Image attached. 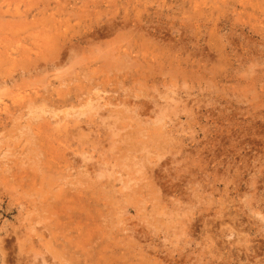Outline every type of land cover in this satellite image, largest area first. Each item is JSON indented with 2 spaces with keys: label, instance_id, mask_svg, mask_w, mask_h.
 <instances>
[{
  "label": "rangeland",
  "instance_id": "1",
  "mask_svg": "<svg viewBox=\"0 0 264 264\" xmlns=\"http://www.w3.org/2000/svg\"><path fill=\"white\" fill-rule=\"evenodd\" d=\"M0 167V264H264V0H0Z\"/></svg>",
  "mask_w": 264,
  "mask_h": 264
},
{
  "label": "bare ground",
  "instance_id": "2",
  "mask_svg": "<svg viewBox=\"0 0 264 264\" xmlns=\"http://www.w3.org/2000/svg\"><path fill=\"white\" fill-rule=\"evenodd\" d=\"M216 5V4H215ZM231 5V4H230ZM160 6V5H159ZM160 9V8H159ZM219 10V9H218ZM221 10V9H220ZM108 11V10H107ZM157 14V13H156ZM156 14H155V16H156ZM151 17H152V14H151ZM126 18V17H125ZM125 18H123V19H125ZM122 19V18H121ZM153 19V18H152ZM157 19V18H156ZM159 20V19H158ZM160 21V20H159ZM160 24V23H159ZM124 25V24H123ZM127 52V51H126ZM55 58V57H54ZM96 96V95H95ZM87 97V96H86ZM97 97V96H96ZM89 99V98H88ZM27 100V99H26ZM30 100V99H29ZM35 100H37L36 98H35ZM92 100V99H91ZM139 101V100H138ZM27 102H29V101H27ZM37 102V101H36ZM89 102V101H88ZM101 102V101H100ZM109 102V101H108ZM87 103V102H86ZM124 103V102H123ZM136 103V102H135ZM24 104V103H23ZM30 104H32V103H30ZM29 104V105H30ZM92 104V103H91ZM122 104V103H121ZM125 104V103H124ZM22 105V104H21ZM20 105V106H21ZM43 105V104H42ZM95 105V104H94ZM123 105V104H122ZM127 105V104H126ZM125 105V106H126ZM134 105H136V104H134ZM133 105V106H134ZM141 105V104H140ZM3 106V105H2ZM19 106V105H18ZM32 106H34V105H32ZM142 106V105H141ZM38 107V106H37ZM36 107V108H37ZM105 107V106H104ZM115 107V106H114ZM123 107V106H122ZM21 108H22V106H21ZM20 108V109H21ZM25 108V107H24ZM34 108H35V106H34ZM19 109V108H18ZM147 109V108H146ZM15 110H16V108H15ZM95 110V109H94ZM111 110H113V109H111ZM116 111V110H115ZM129 111V110H128ZM139 111V110H138ZM9 112H10V109H9ZM14 112V111H13ZM16 112V111H15ZM26 112H27V110H26ZM25 112V113H26ZM50 112V111H49ZM94 112V111H93ZM111 112V111H110ZM112 112H114V111H112ZM62 113V112H61ZM95 113V112H94ZM122 113V112H121ZM120 113V114H121ZM110 114H112V113H110ZM119 114V113H118ZM117 114V115H118ZM125 114V113H124ZM138 114V113H137ZM12 115V114H11ZM23 115H24V113H23ZM57 115V114H56ZM83 115V114H82ZM96 115V114H95ZM123 115V114H122ZM2 117V116H1ZM14 117V116H13ZM28 117V116H27ZM77 117V116H76ZM11 118V117H10ZM41 118V117H40ZM61 118V117H60ZM66 118V117H65ZM115 118V117H114ZM117 118V117H116ZM29 119V118H28ZM33 119H35V118H33ZM43 119V118H42ZM62 119V118H61ZM71 119V118H70ZM74 119V118H73ZM36 120H37V118H36ZM36 120H34V121H36ZM45 120V119H44ZM77 120V119H76ZM79 120V119H78ZM91 120V119H90ZM136 120V119H135ZM5 121H6V119H5ZM29 121V120H28ZM72 121V120H71ZM75 121V120H74ZM89 120H87V122H88ZM32 123H33V121H31ZM52 122V121H51ZM54 122V121H53ZM56 122V121H55ZM58 122V121H57ZM66 122H67V120H66ZM61 123V122H60ZM64 124V123H63ZM95 124V123H94ZM2 125V124H1ZM31 125V124H30ZM87 125V124H86ZM32 126V125H31ZM33 126H34V124H33ZM30 127V126H29ZM72 127V126H71ZM38 128H39V126H38ZM74 128V127H73ZM23 129H25V128H23ZM36 129H37V127H36ZM64 129V128H63ZM75 129V128H74ZM77 129V128H76ZM96 129V128H95ZM26 130H28V129H26ZM34 130V129H33ZM99 130V129H98ZM4 131V130H3ZM31 131V130H30ZM96 131V130H95ZM24 132V131H23ZM38 132V131H37ZM32 134H34V133H32ZM148 134V133H147ZM35 135V134H34ZM37 135V134H36ZM23 136H24V134H23ZM26 136H27V134H26ZM35 138V137H34ZM46 138V137H45ZM32 139H33V137H32ZM12 140V139H11ZM27 140H29L28 138H27ZM37 140V139H36ZM41 141H43L42 139H41ZM34 144V143H33ZM29 146H30V144H29ZM35 148V147H34ZM55 148V147H54ZM40 148H38V150H39ZM42 149V148H41ZM50 149H51V147H50ZM56 149V148H55ZM25 150V149H24ZM23 150V151H24ZM33 150V149H32ZM31 150V151H32ZM30 151V152H31ZM35 151V150H34ZM43 151V150H42ZM51 151V150H50ZM60 150H58V152H59ZM29 152V153H30ZM45 153H47L46 151H44ZM57 152V153H58ZM35 153V152H34ZM42 153V152H41ZM44 153V154H45ZM33 154V153H32ZM32 154H29V156L30 155H32ZM55 154V153H54ZM59 154V153H58ZM63 154V153H62ZM46 155V154H45ZM49 155V154H48ZM57 155V154H56ZM64 155V154H63ZM26 156V155H25ZM50 156H51V154H50ZM62 156V155H61ZM65 156V155H64ZM81 156V155H80ZM33 157V156H32ZM52 157V156H51ZM60 157V156H59ZM39 158V157H38ZM42 158V157H41ZM55 158H56V156H55ZM30 159H32L31 157H30ZM43 159V158H42ZM47 159V158H46ZM52 159H54V158H52ZM59 159V158H58ZM68 159V158H67ZM28 160V159H27ZM33 160V159H32ZM36 160V159H35ZM60 160V159H59ZM62 160H63V158H62ZM137 160V159H136ZM33 162V161H32ZM63 162V161H62ZM69 162V161H68ZM31 164V163H30ZM45 164V163H44ZM46 164H48L47 162H46ZM30 167V166H29ZM64 167V166H63ZM135 167V166H134ZM31 168V167H30ZM0 169H1V167H0ZM140 169V168H139ZM11 170V169H10ZM56 170V169H55ZM85 170V169H84ZM6 171V170H5ZM42 171V170H41ZM44 171V170H43ZM61 171V170H60ZM89 171V170H88ZM152 172V171H151ZM20 173V172H19ZM26 173V172H25ZM66 173V172H65ZM82 173V172H81ZM90 173V172H89ZM24 174V173H23ZM27 174V173H26ZM80 174V173H79ZM92 174V173H91ZM14 175V174H13ZM33 175V174H32ZM67 175V174H66ZM87 176L89 175V174H86ZM93 175V174H92ZM92 175H90L91 177H92ZM12 176V175H11ZM16 176V175H15ZM30 176V175H29ZM34 176V175H33ZM43 176H44V173H43ZM61 176V175H60ZM69 176V175H68ZM67 176V177H68ZM74 176V175H73ZM64 177H66L65 175H64ZM89 177V176H88ZM73 178V177H72ZM147 178V177H146ZM150 178V177H149ZM8 179V178H7ZM34 179V178H33ZM32 179V180H33ZM148 179V178H147ZM66 180V179H65ZM74 180V179H73ZM139 180V179H138ZM63 181V180H62ZM72 181V180H71ZM138 182V181H137ZM31 183V182H30ZM66 183V182H65ZM64 183V184H65ZM28 184V183H27ZM37 184V183H36ZM39 184V183H38ZM67 184V183H66ZM70 184H72V183H70ZM138 184H140V183H138ZM137 184V185H138ZM21 185V184H20ZM32 184H30L29 186H31ZM147 185V184H146ZM38 186V185H37ZM36 186V187H37ZM142 186V185H141ZM140 186V187H141ZM31 187H33V186H31ZM49 187V186H48ZM152 187V186H151ZM126 188H127V186H126ZM128 188H129V186H128ZM142 188V187H141ZM150 188V187H149ZM152 188H154V187H152ZM32 189H34V188H32ZM131 189V188H130ZM146 189V188H145ZM45 190V189H44ZM40 191V190H39ZM49 194V193H48ZM70 194V193H69ZM156 194V193H155ZM43 195V194H42ZM71 196V195H70ZM128 196V195H127ZM78 197V196H77ZM73 199H75V198H73ZM47 201V200H46ZM40 203V202H39ZM66 204V203H65ZM75 204V203H74ZM49 205V204H48ZM37 207V206H36ZM46 207V206H45ZM51 207H52V205H51ZM63 207V206H62ZM136 207V206H135ZM55 208V207H54ZM54 208H52L53 210H54ZM38 209H40V208H38ZM42 209H44V208H42ZM66 208H64V210H65ZM68 209V208H67ZM50 210V209H49ZM69 210V209H68ZM30 211V210H29ZM32 211H34V210H32ZM37 211H40V210H37ZM28 212V211H27ZM31 212V211H30ZM47 212V211H46ZM55 213H56V211H54ZM53 212V213H54ZM64 212V211H63ZM69 212V211H68ZM31 213H33V212H31ZM37 213V212H36ZM58 213V212H57ZM40 214V213H39ZM45 214V213H44ZM51 214V213H50ZM61 214V213H60ZM64 214V213H63ZM38 215V214H37ZM56 215V214H55ZM103 216V215H102ZM50 217H52V216H50ZM66 217V216H65ZM46 218V217H45ZM101 218V217H100ZM43 219V218H42ZM49 219V218H48ZM103 219H104V217H103ZM123 220V219H122ZM59 221V220H58ZM56 222V221H55ZM101 223H104L103 221L101 222ZM107 223H109V222H107ZM56 224V223H55ZM60 224V223H59ZM61 225V224H60ZM106 225V224H105ZM117 225V224H116ZM124 225V224H123ZM55 226H57V225H55ZM107 226V225H106ZM109 226V225H108ZM117 226H119V225H117ZM106 228V227H105ZM115 228V227H114ZM70 229V228H69ZM108 229V228H107ZM129 229V228H128ZM117 231L119 230V228L118 229H116ZM53 231V230H52ZM96 231V230H95ZM88 231H86V233H87ZM91 232V231H90ZM102 233V232H101ZM59 234V233H58ZM126 235V234H125ZM90 236V235H89ZM41 237H42V235H41ZM113 237V236H112ZM85 239V238H84ZM99 239V238H98ZM126 239V238H125ZM100 240V239H99ZM95 241V240H94ZM83 242V241H82ZM85 242V241H84ZM83 242V243H84ZM93 242V241H92ZM114 245V244H113ZM113 245H111V246H113ZM101 250V249H100Z\"/></svg>",
  "mask_w": 264,
  "mask_h": 264
}]
</instances>
